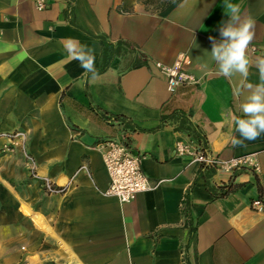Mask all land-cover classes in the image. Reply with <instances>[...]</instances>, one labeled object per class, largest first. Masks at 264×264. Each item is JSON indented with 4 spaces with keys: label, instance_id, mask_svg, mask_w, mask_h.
Wrapping results in <instances>:
<instances>
[{
    "label": "crops",
    "instance_id": "1",
    "mask_svg": "<svg viewBox=\"0 0 264 264\" xmlns=\"http://www.w3.org/2000/svg\"><path fill=\"white\" fill-rule=\"evenodd\" d=\"M45 2L40 10L33 0H0V264H264V209L251 206L264 201V134L233 147L239 133L224 118L229 111L242 117L246 85L260 82L264 0H230L255 21L246 79L225 78L211 58L209 37L219 40L230 18L224 0ZM98 35L129 42L146 62L125 68L127 60L115 57L98 72ZM68 38L95 56L98 75L83 87L84 69L64 48ZM179 60L196 82L169 92L157 64ZM174 111L189 113L205 142L177 129L179 120L168 117ZM15 131L23 144L9 149ZM110 137L140 155L153 184L130 202L105 194L109 179L96 145ZM178 140L223 158L255 154L259 171L229 179L177 156ZM201 170L210 171L215 193ZM42 178L60 190L45 192Z\"/></svg>",
    "mask_w": 264,
    "mask_h": 264
},
{
    "label": "built area",
    "instance_id": "2",
    "mask_svg": "<svg viewBox=\"0 0 264 264\" xmlns=\"http://www.w3.org/2000/svg\"><path fill=\"white\" fill-rule=\"evenodd\" d=\"M35 6L42 10L46 7L45 0H33ZM255 50V48L253 47ZM161 67L166 75L167 90L174 92L175 89L184 84L195 83L196 80L183 68L181 61H177L171 67ZM24 133L13 132L9 137V149L22 146ZM96 147L102 153L105 170L108 175L109 184L105 190L106 195L116 197L120 202H130L142 192L153 187L151 180L145 175L141 167V157L134 154L128 144L119 137L106 138L97 143ZM177 156L189 158L190 162L196 163L206 169H212L217 173L227 176L229 179L235 177L241 170L251 172L259 171V162L255 154H245L223 158L212 152L208 146L192 141L178 140L174 145ZM25 167L33 177H38L33 160L23 151ZM42 187L45 192H58L60 189L48 178H42ZM251 206L256 210L264 209V201L258 199Z\"/></svg>",
    "mask_w": 264,
    "mask_h": 264
},
{
    "label": "clouds",
    "instance_id": "3",
    "mask_svg": "<svg viewBox=\"0 0 264 264\" xmlns=\"http://www.w3.org/2000/svg\"><path fill=\"white\" fill-rule=\"evenodd\" d=\"M224 8L230 18L221 23L219 40L209 37L212 45L211 58L215 61L218 72L225 78L238 74L246 79L252 66L248 50L255 36V21L251 16L243 17L240 6L230 0H224ZM64 48L69 57L79 61L84 69L86 79L81 81V87L87 83L89 76L91 79L97 77L95 56L91 48L74 38H68ZM255 66L258 68L260 82L246 85L247 94L239 105L243 116L237 117L229 111L224 117L234 125L235 132L239 133V138H231L233 147H242L245 141H254L264 134V56L255 60ZM241 94L244 93L238 90L237 95Z\"/></svg>",
    "mask_w": 264,
    "mask_h": 264
},
{
    "label": "trees",
    "instance_id": "4",
    "mask_svg": "<svg viewBox=\"0 0 264 264\" xmlns=\"http://www.w3.org/2000/svg\"><path fill=\"white\" fill-rule=\"evenodd\" d=\"M93 38L98 40L102 47L101 58H100V68L98 72L105 71L108 68L111 61L113 60V58L115 57H122L125 60H127V64L125 68L137 67L146 62L144 55L138 53L135 50V48L129 42L125 40L120 39L115 42H112V41H109L103 35L93 36ZM168 117H172V118L179 120L177 129L186 131L189 135H191L197 141L205 142L203 134L200 132L199 127L191 121L189 113L185 114L184 112H181V111H174ZM108 118L119 120L120 122L124 123L126 126H128L130 123L129 120L124 116L112 115V116H109ZM209 173L210 171L205 172L204 170H201L199 175L203 176L206 179L208 189L211 190L213 193H215L209 187V184L207 181V177L209 176ZM223 193H224V190H221L219 194H223ZM190 232H191V239L194 240V237H195L194 227L190 226Z\"/></svg>",
    "mask_w": 264,
    "mask_h": 264
}]
</instances>
